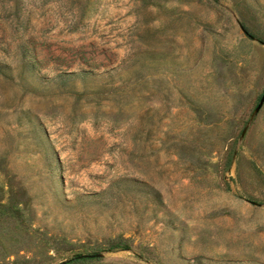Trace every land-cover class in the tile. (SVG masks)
Here are the masks:
<instances>
[{
    "label": "rangeland",
    "instance_id": "obj_1",
    "mask_svg": "<svg viewBox=\"0 0 264 264\" xmlns=\"http://www.w3.org/2000/svg\"><path fill=\"white\" fill-rule=\"evenodd\" d=\"M263 94L264 0H0V264H264Z\"/></svg>",
    "mask_w": 264,
    "mask_h": 264
},
{
    "label": "water",
    "instance_id": "obj_2",
    "mask_svg": "<svg viewBox=\"0 0 264 264\" xmlns=\"http://www.w3.org/2000/svg\"><path fill=\"white\" fill-rule=\"evenodd\" d=\"M262 98H264V94H263V97ZM85 257H89V256H85Z\"/></svg>",
    "mask_w": 264,
    "mask_h": 264
}]
</instances>
